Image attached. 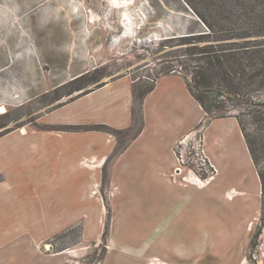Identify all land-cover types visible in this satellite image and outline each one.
I'll list each match as a JSON object with an SVG mask.
<instances>
[{"label":"rangeland","instance_id":"1","mask_svg":"<svg viewBox=\"0 0 264 264\" xmlns=\"http://www.w3.org/2000/svg\"><path fill=\"white\" fill-rule=\"evenodd\" d=\"M115 1L113 5L112 0H0L2 6L52 8V16L64 24L57 26L59 30L69 29L63 13L58 14L59 7L74 8L75 40H87L79 46L83 53L92 48L88 40L93 31L103 28L104 32L102 37L95 36L93 49L99 54L98 64L103 65L80 84L44 95H17L13 101H4L5 95H0L3 136L58 133L49 141L53 147L47 155L49 163H13L12 172L18 167L24 173L0 174V264H264V197L244 139L235 127L210 122L204 113L193 134L182 145H177L179 139L171 150L169 136L164 134L165 140H160L156 134L159 119L153 117L140 140L122 150L140 132L138 91L148 87L158 73L186 75L189 67L201 62L200 49L207 46L233 51L253 46L261 54L247 58L237 93L227 99L231 116L224 118L244 113V133L264 174V119H253L258 111L264 115V0ZM209 29L212 34L207 39H174ZM124 74L136 82L132 87L135 123L127 131L101 130L113 135L115 149L109 151L104 141L99 148L96 143L79 148L85 136L80 133L74 141L75 132L85 128L39 122L43 109L69 96L74 88ZM147 111L150 114V107ZM162 111L174 112L166 107ZM188 114L195 120L199 115L195 101L193 113ZM25 144L19 137L0 140L1 172L6 173L4 161L23 157L26 148L34 151L32 142ZM102 153V165L90 160ZM179 154L186 168L173 175L174 168L181 166ZM80 160L83 172L77 169ZM184 175L188 181L182 180ZM11 177L23 178L28 185L22 181L7 185L4 180L11 182Z\"/></svg>","mask_w":264,"mask_h":264},{"label":"crops","instance_id":"2","mask_svg":"<svg viewBox=\"0 0 264 264\" xmlns=\"http://www.w3.org/2000/svg\"><path fill=\"white\" fill-rule=\"evenodd\" d=\"M59 8L62 11L58 12V14L63 13V20L66 25H69V29L61 28L59 30L57 28L58 25L64 24H62V21L57 22V18L54 15L52 16V14H55L52 8L46 6L0 5V95H5L3 97L4 101H13L17 95H44L51 91L69 87L72 84H80L83 79L91 77L103 65L98 64L99 54L97 49L93 50L96 47L95 41L97 39L95 36L100 34L102 37L103 28L100 32L97 30L93 31L90 35V40H88V42L91 41L92 48H90V52L83 53L79 46H83V43L87 40L83 38L78 41L75 40V31L73 29L75 24L73 18L74 8ZM51 25L54 26L51 27ZM66 25L65 27H67ZM43 26L44 29L41 28ZM33 27L36 28V32ZM49 27L54 30H50ZM43 35H45V38L42 37ZM135 83L131 77L124 74L92 85L74 88L69 96L64 95L56 104L43 109L39 122L85 128V130L75 132L74 141L81 133L85 136L82 142L87 139L90 142L88 144H81V142L78 145L79 148L83 146L87 148L89 144L93 145L95 143L96 147L99 148L101 142L104 141L107 143L106 147L111 151L116 146V140L113 135L94 129L96 126H106L109 129L120 132L132 128L135 123L133 117L135 103L132 87ZM37 97L29 98L28 101L31 102ZM194 101L195 99L188 92L185 80L181 75L170 74L157 79L154 89L141 102L142 124L139 129L140 132L135 138L132 137L131 141L128 140L122 150L133 147L140 140L146 130H148V125L151 121L149 118L153 117L159 119L158 123L155 121L154 130L156 134L161 135L160 140H165L164 134L169 136V141L172 143L169 147L172 150L175 142L182 139L181 137L184 136L183 138H185L189 135L200 120L203 121L204 119L205 114L196 101L199 110L196 120L193 115L188 114V112L193 113ZM149 107L150 114L147 111ZM165 107L173 110V114L171 112L169 114L163 113L162 109L164 110ZM209 121H218V123L222 124L227 122L231 125L230 129L235 127L240 137L244 139L235 118H216ZM172 126L175 127L172 128ZM21 133H24V130H21ZM56 134L58 133H13L0 137V140L19 137L25 140V147L30 142L35 145L34 151L26 148L27 152L24 153L23 157L15 156L4 161L3 165L6 173L1 172L2 170L0 169V174H4V176L17 173L19 175L23 174L24 172H22L21 168L14 167L15 170L13 172L9 169L13 163L24 165L34 160L39 162L44 160V162L49 163L47 155L53 148L50 146L49 141ZM70 137H73L72 134ZM73 148L75 149L74 145ZM150 153L155 154V152ZM160 154L158 153L157 155ZM97 155H92L90 160L102 165L104 161L103 153L99 155V157L101 156L100 158H96ZM248 155L250 156L249 150ZM28 156L30 158L29 161ZM82 161L80 160V166H77V169L81 171L84 169L81 167ZM91 161L84 162L91 163ZM250 162L253 164L251 156ZM173 166L174 163L171 162L167 167L171 171ZM92 167L95 168L96 166ZM71 171L77 172L73 168H71ZM84 172L91 175V172L87 169ZM94 174L96 176V173ZM79 178V180L82 179L81 176ZM12 179L11 182L4 181L7 185L16 184L20 181H22L21 184L28 185L23 181V178ZM84 180L87 179L84 178ZM29 181L34 184L33 179ZM2 186H0V189ZM113 188L117 187L113 186ZM89 189H91V185H89ZM75 220H79V218Z\"/></svg>","mask_w":264,"mask_h":264},{"label":"trees","instance_id":"3","mask_svg":"<svg viewBox=\"0 0 264 264\" xmlns=\"http://www.w3.org/2000/svg\"><path fill=\"white\" fill-rule=\"evenodd\" d=\"M200 20L206 24V21L203 17H200ZM211 34L212 31L210 29L208 31H191L185 36L174 37V39H178V42H186L188 40L207 39ZM215 40L223 39L216 38ZM238 52L241 53L239 54ZM200 53L201 56H199L198 60L201 62L189 67L190 70L185 72L186 75L182 76L185 80L187 90L202 108L203 112L206 113V115H208L211 119L231 116L228 115L230 112L228 100L230 96L237 93L236 90L242 82L245 62L248 60L247 58L252 59V57L260 56L261 52L258 51V49L253 48V46H244L243 50L241 48V51H233L225 48V46L218 45L216 48L213 46L204 47L200 49ZM169 74L171 73L166 71L158 73L157 76L152 79L151 84L148 87L138 91L139 100L142 101L143 98L154 89L157 79ZM250 104H253V107H255L256 104L259 103ZM244 106L247 105H242V107ZM257 113L258 115H256V113L253 115V119L257 120L260 118L263 120L264 115L259 111ZM243 114L244 113H238L236 116H234V118L237 120L240 126L250 156L253 160V164L257 170V175L260 182L261 197H264V174L261 170H259L258 154L254 149H252L249 138L244 133L245 128L241 117ZM103 129H107V127L96 126L94 130L101 131ZM2 136L3 133L0 134V137Z\"/></svg>","mask_w":264,"mask_h":264},{"label":"built area","instance_id":"4","mask_svg":"<svg viewBox=\"0 0 264 264\" xmlns=\"http://www.w3.org/2000/svg\"><path fill=\"white\" fill-rule=\"evenodd\" d=\"M191 134H193V132L192 133H190V135ZM188 136V135H187ZM187 136L185 137V138H182L181 140H182V142H181V140L180 141H178V144L177 145H182L183 144V142H184V140L187 138ZM201 146V145H200ZM200 148V147H199ZM202 148V147H201ZM201 151H200V154H202V155H200L201 156V161H202V163H203V166L204 167H207V160H206V158L204 157L205 155H204V152H203V150L202 149H200ZM175 154V153H174ZM181 155V156H180ZM180 157V158H179ZM182 158H183V155L182 154H179V156L177 157V160L180 162V164H181V166H179V167H175L174 168V174L173 175H178V174H180V173H183V171H184V169L186 168L185 166H184V162H183V160H182ZM208 167H209V169H211L212 168V165L211 164H208ZM213 169V168H212ZM213 174V173H212ZM195 175H196V173H195ZM187 176H183V178H182V180L183 181H188L187 180ZM198 179V178H197Z\"/></svg>","mask_w":264,"mask_h":264},{"label":"bare ground","instance_id":"5","mask_svg":"<svg viewBox=\"0 0 264 264\" xmlns=\"http://www.w3.org/2000/svg\"><path fill=\"white\" fill-rule=\"evenodd\" d=\"M113 1H114V2H113V5L117 4L115 0H113ZM22 131H23V130H22Z\"/></svg>","mask_w":264,"mask_h":264}]
</instances>
